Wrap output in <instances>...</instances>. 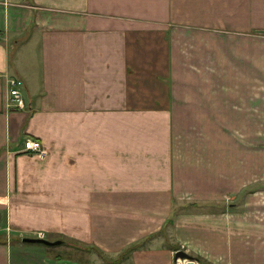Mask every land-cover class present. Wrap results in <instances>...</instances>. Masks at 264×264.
<instances>
[{"label":"crops","instance_id":"crops-1","mask_svg":"<svg viewBox=\"0 0 264 264\" xmlns=\"http://www.w3.org/2000/svg\"><path fill=\"white\" fill-rule=\"evenodd\" d=\"M180 250L264 264V0H0V264Z\"/></svg>","mask_w":264,"mask_h":264},{"label":"built area","instance_id":"built-area-1","mask_svg":"<svg viewBox=\"0 0 264 264\" xmlns=\"http://www.w3.org/2000/svg\"><path fill=\"white\" fill-rule=\"evenodd\" d=\"M10 86L11 88L9 91L8 107L22 110L25 106V103L19 91L15 88V82L10 81ZM23 151L38 156L45 154V149L41 142L30 138L24 140ZM39 238H43V234H39Z\"/></svg>","mask_w":264,"mask_h":264},{"label":"water","instance_id":"water-1","mask_svg":"<svg viewBox=\"0 0 264 264\" xmlns=\"http://www.w3.org/2000/svg\"><path fill=\"white\" fill-rule=\"evenodd\" d=\"M23 242H26V243H36V244H43V245H46V246H57L59 245L61 242L60 241H54V242H51V241H48V240H45V239H41V238H24L23 239ZM175 259L178 260H185L187 261L188 264H193V258L191 256H189L186 252L184 251H177L175 253Z\"/></svg>","mask_w":264,"mask_h":264},{"label":"rangeland","instance_id":"rangeland-1","mask_svg":"<svg viewBox=\"0 0 264 264\" xmlns=\"http://www.w3.org/2000/svg\"><path fill=\"white\" fill-rule=\"evenodd\" d=\"M43 238H44V236H43ZM51 248H53L52 252H55V254H57L58 256H64V257H70V258L79 256L80 258H84L87 255L83 251L79 252L78 250H76L77 248L74 249L71 244H67L66 246L65 245L61 246L60 245L59 247L56 246V247H51ZM97 255H101V254H97Z\"/></svg>","mask_w":264,"mask_h":264}]
</instances>
